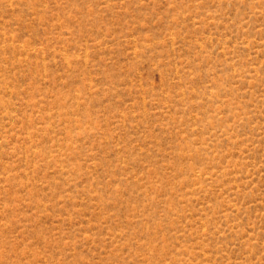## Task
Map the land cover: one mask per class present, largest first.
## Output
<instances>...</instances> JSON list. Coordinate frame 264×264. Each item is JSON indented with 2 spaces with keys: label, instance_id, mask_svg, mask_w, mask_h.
Returning a JSON list of instances; mask_svg holds the SVG:
<instances>
[{
  "label": "rangeland",
  "instance_id": "obj_1",
  "mask_svg": "<svg viewBox=\"0 0 264 264\" xmlns=\"http://www.w3.org/2000/svg\"><path fill=\"white\" fill-rule=\"evenodd\" d=\"M0 264H264V0H0Z\"/></svg>",
  "mask_w": 264,
  "mask_h": 264
}]
</instances>
